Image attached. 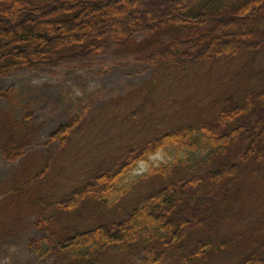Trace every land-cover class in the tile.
Returning <instances> with one entry per match:
<instances>
[{"label": "rangeland", "instance_id": "1", "mask_svg": "<svg viewBox=\"0 0 264 264\" xmlns=\"http://www.w3.org/2000/svg\"><path fill=\"white\" fill-rule=\"evenodd\" d=\"M99 5L110 24L116 14L114 2L102 0ZM18 7L9 8L11 19L3 23L5 28L39 25L29 15L22 16ZM118 7L125 9L123 4ZM154 36L139 33L125 50L0 77V88H11L0 98V264H58L55 256L38 258L35 248L47 247L46 238L60 241L99 223L123 219L163 181L159 176L141 178L110 206L87 202L69 211L59 209V204L97 173L122 162L129 150L182 126L208 121L250 90L264 88V48L199 61L181 70L170 68L154 79V67L135 59ZM71 121L72 134L62 146L58 137L50 138ZM161 159L159 152L150 156L154 165ZM148 165L139 162L135 174H143ZM253 168L219 189L213 198L216 222L192 230L183 252L199 239L209 240L214 248L203 264H239L259 249L264 241V160ZM219 243L225 244L217 252ZM137 261L133 258L132 264ZM197 262L192 259L191 264Z\"/></svg>", "mask_w": 264, "mask_h": 264}, {"label": "trees", "instance_id": "2", "mask_svg": "<svg viewBox=\"0 0 264 264\" xmlns=\"http://www.w3.org/2000/svg\"><path fill=\"white\" fill-rule=\"evenodd\" d=\"M100 1L0 0V25L10 21L8 10L14 6L39 24L34 29L22 24L17 29L0 26V77L65 59L125 50L139 33L155 35L144 51L135 54V59L154 67V79L170 68L181 70L199 61L264 48V0H112L116 14L110 24ZM10 91L0 88V98ZM73 127L71 121L50 138L58 137L62 146ZM158 152L162 159L154 165L150 156ZM263 160L264 88L250 90L208 121L146 141L129 150L122 162L97 173L58 208L72 211L87 202L110 206L145 177L159 176L163 184L123 219L99 223L60 241L46 238L47 247H37L35 253L40 259L55 256L58 264H105L108 260L132 264L136 255H141L139 264H191L192 259L203 264L213 243L199 239L183 252L188 234L216 222L213 198L219 189L235 183ZM139 162L149 163L143 174H135ZM219 244L217 252L222 249L223 243ZM239 264H264V241Z\"/></svg>", "mask_w": 264, "mask_h": 264}]
</instances>
